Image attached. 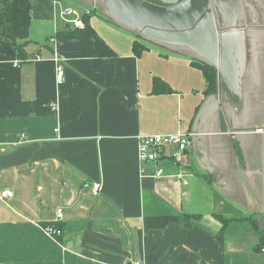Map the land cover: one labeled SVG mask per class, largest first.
<instances>
[{
    "label": "crops",
    "instance_id": "1",
    "mask_svg": "<svg viewBox=\"0 0 264 264\" xmlns=\"http://www.w3.org/2000/svg\"><path fill=\"white\" fill-rule=\"evenodd\" d=\"M57 1L93 10L116 55L59 35L76 28ZM236 1L218 9L230 35L195 21L167 46L121 32L99 0H31L26 58L0 34V192L14 193L0 198V264H264V0ZM192 59L221 64L216 93ZM154 77L174 92L153 94ZM178 131L193 134L189 183L142 176L139 138Z\"/></svg>",
    "mask_w": 264,
    "mask_h": 264
},
{
    "label": "water",
    "instance_id": "2",
    "mask_svg": "<svg viewBox=\"0 0 264 264\" xmlns=\"http://www.w3.org/2000/svg\"><path fill=\"white\" fill-rule=\"evenodd\" d=\"M99 2L107 7L110 12L118 13V15L119 6H121L123 15L128 18L125 22L138 30V33L148 41L161 46H167L170 41H174L180 34L184 33L185 27L193 26L195 21H199L198 30L201 32H217L219 29L222 32L225 31L226 35H230V28L222 29L219 26L218 9L226 4L237 6L236 0H158V2L150 0H99ZM124 3L129 8L124 6ZM127 10L128 12L133 11V14H129ZM223 55L224 67H228L232 72L234 70L233 58L227 52ZM211 65L217 67L214 64ZM220 65L217 68L218 89L222 76Z\"/></svg>",
    "mask_w": 264,
    "mask_h": 264
},
{
    "label": "built area",
    "instance_id": "3",
    "mask_svg": "<svg viewBox=\"0 0 264 264\" xmlns=\"http://www.w3.org/2000/svg\"><path fill=\"white\" fill-rule=\"evenodd\" d=\"M59 5L58 16L66 24L72 25L75 28H83L85 26L84 20L80 11L71 6H65L61 1H57ZM63 57L55 56L56 61V81L57 84H62L65 80V67L62 61ZM193 134L187 131H178L172 134H149L143 135L139 138L138 145V160L139 170L142 176H148L155 179H176L181 184L187 185L189 183V176L191 171L189 169V158L193 148ZM171 148V153L168 149ZM170 159L174 165L179 167V171L175 174L167 172L164 161ZM91 188L95 194L102 189L101 182H94ZM14 193L5 189L0 192V198L5 199L12 197ZM63 209L56 210V219L60 220L63 217ZM45 232L52 237L62 234V230L54 226L47 225L44 227ZM133 264H144L141 261Z\"/></svg>",
    "mask_w": 264,
    "mask_h": 264
},
{
    "label": "trees",
    "instance_id": "4",
    "mask_svg": "<svg viewBox=\"0 0 264 264\" xmlns=\"http://www.w3.org/2000/svg\"><path fill=\"white\" fill-rule=\"evenodd\" d=\"M157 1L158 0H150ZM33 5L31 0H0V34L1 36L12 44L18 51L20 56L26 58L28 56L25 46L28 42L29 31L31 27V13ZM93 10L91 11L92 14ZM91 14L83 17L85 26L83 28H76L74 30H66L59 33V35L65 36H82L93 38L95 41V55L99 57H109L116 55L115 51L109 46V44L98 34V32L90 24ZM149 46L136 39L133 42V50L137 56H140L144 51L148 50ZM191 65L200 69L207 82L205 94H214L218 89V72L217 68L211 64H208L202 60L192 59ZM174 92L173 88L162 78H153V94H167ZM223 222L224 228H226L230 221L223 216H218ZM254 228L259 230L258 224L249 219ZM264 247V237H261V241L256 249L260 250Z\"/></svg>",
    "mask_w": 264,
    "mask_h": 264
},
{
    "label": "rangeland",
    "instance_id": "5",
    "mask_svg": "<svg viewBox=\"0 0 264 264\" xmlns=\"http://www.w3.org/2000/svg\"><path fill=\"white\" fill-rule=\"evenodd\" d=\"M80 5V4H79ZM127 4H125L124 3V6H126ZM127 8H129L128 6H126ZM75 8V7H74ZM77 8V7H76ZM79 11H80V13H81V15H82V18L85 16V15H89V14H91V12L90 11H84V10H86V9H83V10H80L79 8H77ZM104 9L106 10V15L107 16H104V17H106V18H108V19H110V20H115V21H119V30L121 31V32H123V33H125V32H127L126 31V29H131L132 28V26L131 25H129V24H127L126 22H125V20H128V18L127 17H125L124 15H123V8L121 7V6H119V15H118V13H112V12H110L109 11V9L107 8V7H104ZM127 12H128V10H127ZM129 14H133V11H130V12H128ZM113 20V21H114ZM112 21V22H113ZM134 29V28H133Z\"/></svg>",
    "mask_w": 264,
    "mask_h": 264
},
{
    "label": "flooded vegetation",
    "instance_id": "6",
    "mask_svg": "<svg viewBox=\"0 0 264 264\" xmlns=\"http://www.w3.org/2000/svg\"><path fill=\"white\" fill-rule=\"evenodd\" d=\"M73 7V6H72ZM76 8V7H75Z\"/></svg>",
    "mask_w": 264,
    "mask_h": 264
}]
</instances>
